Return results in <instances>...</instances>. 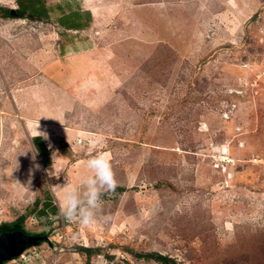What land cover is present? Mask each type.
Wrapping results in <instances>:
<instances>
[{"label": "rangeland", "instance_id": "rangeland-1", "mask_svg": "<svg viewBox=\"0 0 264 264\" xmlns=\"http://www.w3.org/2000/svg\"><path fill=\"white\" fill-rule=\"evenodd\" d=\"M44 1L0 16V224L48 236L4 264H264V0ZM98 152V222L49 213Z\"/></svg>", "mask_w": 264, "mask_h": 264}, {"label": "clouds", "instance_id": "clouds-1", "mask_svg": "<svg viewBox=\"0 0 264 264\" xmlns=\"http://www.w3.org/2000/svg\"><path fill=\"white\" fill-rule=\"evenodd\" d=\"M41 133V132H40ZM46 137V134L41 133ZM86 173L78 183L63 189L60 214L67 220L78 219L84 227L98 222L102 211V195L118 186L112 161L107 153L98 152L84 162Z\"/></svg>", "mask_w": 264, "mask_h": 264}, {"label": "trees", "instance_id": "trees-1", "mask_svg": "<svg viewBox=\"0 0 264 264\" xmlns=\"http://www.w3.org/2000/svg\"><path fill=\"white\" fill-rule=\"evenodd\" d=\"M90 12H81V11H70L69 13H63L59 19V23L65 29H84L87 27L91 21V17L89 16ZM0 16L1 17H14V18H32V19H48L50 17L49 8L44 0H19L18 6L14 9V13L12 12V8L0 7ZM34 145L40 155V157L46 162H50V149L47 147L42 136H35L33 138ZM118 191H125V187H119ZM45 209L49 210L51 214H58L59 208L52 203L51 201H47L44 205ZM44 213V211H42ZM26 216L20 217V219L16 223H4L3 227H18L24 229V222ZM45 241V240H44ZM43 240L41 242H44ZM88 255L94 252L92 247L85 248ZM135 257H145L151 258L159 261L161 264H170L172 260L171 257H168L163 254H144L137 253L135 251L132 252ZM175 264V263H173Z\"/></svg>", "mask_w": 264, "mask_h": 264}, {"label": "water", "instance_id": "water-1", "mask_svg": "<svg viewBox=\"0 0 264 264\" xmlns=\"http://www.w3.org/2000/svg\"><path fill=\"white\" fill-rule=\"evenodd\" d=\"M14 13V8H12ZM48 240L45 234H28L24 229H16L0 234V264L18 257L27 247Z\"/></svg>", "mask_w": 264, "mask_h": 264}, {"label": "flooded vegetation", "instance_id": "flooded-vegetation-1", "mask_svg": "<svg viewBox=\"0 0 264 264\" xmlns=\"http://www.w3.org/2000/svg\"><path fill=\"white\" fill-rule=\"evenodd\" d=\"M3 226H4L3 224H0V234L4 233V232H9V231H13V230H16V229H20L18 227H11L10 228V227H3ZM25 232L28 233V234H33V235L42 234V233H32V232H29L27 230H25Z\"/></svg>", "mask_w": 264, "mask_h": 264}, {"label": "bare ground", "instance_id": "bare-ground-1", "mask_svg": "<svg viewBox=\"0 0 264 264\" xmlns=\"http://www.w3.org/2000/svg\"><path fill=\"white\" fill-rule=\"evenodd\" d=\"M21 105V104H20ZM31 132L32 133H35V134H38V133H40V132H43V130H42V128H34V127H31ZM59 199H60V201L62 202V197L59 195Z\"/></svg>", "mask_w": 264, "mask_h": 264}, {"label": "crops", "instance_id": "crops-1", "mask_svg": "<svg viewBox=\"0 0 264 264\" xmlns=\"http://www.w3.org/2000/svg\"><path fill=\"white\" fill-rule=\"evenodd\" d=\"M88 10H89V12H90L92 9H88ZM73 11H81V12H84L85 10L83 11L82 9H76V10H73ZM86 12H87V11H86ZM86 12H85V13H86ZM91 12H92V11H91ZM90 15H91V13H90ZM36 136H38V135H36ZM39 136H40V135H39ZM33 141H34V140H33Z\"/></svg>", "mask_w": 264, "mask_h": 264}, {"label": "built area", "instance_id": "built-area-1", "mask_svg": "<svg viewBox=\"0 0 264 264\" xmlns=\"http://www.w3.org/2000/svg\"><path fill=\"white\" fill-rule=\"evenodd\" d=\"M20 258H26V255H25V252H23L22 254H20V256H19Z\"/></svg>", "mask_w": 264, "mask_h": 264}]
</instances>
